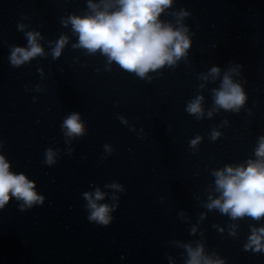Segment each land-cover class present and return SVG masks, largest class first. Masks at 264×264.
Instances as JSON below:
<instances>
[{
    "label": "water",
    "instance_id": "95a60500",
    "mask_svg": "<svg viewBox=\"0 0 264 264\" xmlns=\"http://www.w3.org/2000/svg\"><path fill=\"white\" fill-rule=\"evenodd\" d=\"M105 2L0 0V155L43 198L0 208V264H188L198 248L213 264H264V235L260 250L250 239L264 216L209 207L221 198L216 172L258 160L264 94L187 30L184 55L143 77L80 47L71 18ZM29 33L42 54L14 65ZM225 75L246 97L238 109L215 102ZM198 98L201 112H189ZM72 114L79 135L64 126ZM97 190L108 225L89 219L85 194Z\"/></svg>",
    "mask_w": 264,
    "mask_h": 264
},
{
    "label": "clouds",
    "instance_id": "9594fccd",
    "mask_svg": "<svg viewBox=\"0 0 264 264\" xmlns=\"http://www.w3.org/2000/svg\"><path fill=\"white\" fill-rule=\"evenodd\" d=\"M171 4L172 0H110L103 4V10L90 4L94 15L72 17L70 22L74 31L79 34L80 47L90 52L101 50L110 62L115 61L123 69L143 77L150 70L161 68L166 63H174L190 47V41L184 34L186 30L174 29L159 20L161 13ZM38 35L28 34L27 50L16 48L13 51L11 60L14 65L42 54V48L37 43ZM65 43L63 38L58 42L54 56L59 57ZM219 72V68L211 70L213 76H217ZM200 99L202 98L189 105V112H201ZM245 99L242 88L229 75H225L221 89L216 92V104L224 109H238ZM64 126L68 129V135H79L83 132L78 114H72L65 120ZM217 135L218 133H214L213 138ZM256 156L258 160L249 161L247 167L229 166L215 173L221 198L214 200L209 205L210 208H219L233 219L246 215L255 219L264 216V137L260 139ZM47 162L53 163L51 151L48 153ZM34 188V182L29 181L24 174L11 172L10 164L0 155V208L12 197L23 200L28 206L42 203L43 198L37 195ZM85 198L91 210L89 219L108 225L112 219L109 213L113 209L97 203L104 199L103 194L97 190L94 196L85 194ZM259 233L261 235L254 232L250 238L257 250L262 247L261 236L264 235V228L259 229ZM202 251V248L189 249L191 259L188 264H213L211 260L202 257Z\"/></svg>",
    "mask_w": 264,
    "mask_h": 264
}]
</instances>
